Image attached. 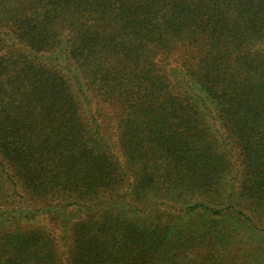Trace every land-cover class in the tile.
<instances>
[{"label": "trees", "instance_id": "trees-1", "mask_svg": "<svg viewBox=\"0 0 264 264\" xmlns=\"http://www.w3.org/2000/svg\"><path fill=\"white\" fill-rule=\"evenodd\" d=\"M263 220L264 0H0V264H264Z\"/></svg>", "mask_w": 264, "mask_h": 264}, {"label": "rangeland", "instance_id": "rangeland-1", "mask_svg": "<svg viewBox=\"0 0 264 264\" xmlns=\"http://www.w3.org/2000/svg\"><path fill=\"white\" fill-rule=\"evenodd\" d=\"M233 153H234V155L231 157V159H232V161L236 162L237 156H236L235 152H233ZM233 175H235V169L232 170V174L230 176L233 177ZM121 191H123V190H121ZM127 199L129 200V198H127ZM130 204L132 205L133 203L130 201ZM160 211L164 212V207H161ZM59 212H61V210ZM172 212L177 213L176 211H172ZM216 219L220 220L219 217H216ZM263 224H264V220L262 223L259 221L255 222V225L258 226V228H260V229L263 227ZM52 225L53 224L50 221L49 215H46V214H41L31 221L32 227H45V228L49 229V231H54L55 225H53V226ZM228 227L231 229L232 226L229 225ZM213 230H220L218 228L217 223H216L215 227L213 228ZM247 236H248V234L245 230H238L237 231V236L234 237L232 245L231 246L228 245V250L225 253L226 257L228 258L227 263L229 262V263L240 264L239 261H235V260H237L238 258H243V257H247L246 259H249L248 256L250 254H252L253 250L260 247L257 244H255L254 242L249 243V241H248L249 236L248 237Z\"/></svg>", "mask_w": 264, "mask_h": 264}]
</instances>
